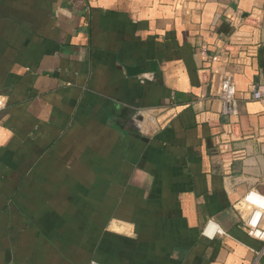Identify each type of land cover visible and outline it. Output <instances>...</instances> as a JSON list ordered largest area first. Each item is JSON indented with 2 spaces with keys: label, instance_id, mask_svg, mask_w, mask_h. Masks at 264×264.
I'll return each instance as SVG.
<instances>
[{
  "label": "crops",
  "instance_id": "0c3cea01",
  "mask_svg": "<svg viewBox=\"0 0 264 264\" xmlns=\"http://www.w3.org/2000/svg\"><path fill=\"white\" fill-rule=\"evenodd\" d=\"M263 81L264 0H0V264H264Z\"/></svg>",
  "mask_w": 264,
  "mask_h": 264
},
{
  "label": "built area",
  "instance_id": "2783aa9c",
  "mask_svg": "<svg viewBox=\"0 0 264 264\" xmlns=\"http://www.w3.org/2000/svg\"><path fill=\"white\" fill-rule=\"evenodd\" d=\"M233 45L238 46L237 43ZM237 52H241V49L239 48ZM224 55L227 59H234L236 51L229 48ZM220 56V54H215L211 57V60H216ZM251 97L260 100L264 99V81L253 86ZM219 98L220 114L229 118L237 117L239 112L237 90L235 81L229 73L221 76ZM7 103V96L0 94V109L6 107ZM233 208L240 219V225L245 233L252 238L264 242V193H261L255 187H249L234 201ZM202 234L207 237H213L215 234H224V231L218 224L208 220L202 228Z\"/></svg>",
  "mask_w": 264,
  "mask_h": 264
},
{
  "label": "water",
  "instance_id": "95a60500",
  "mask_svg": "<svg viewBox=\"0 0 264 264\" xmlns=\"http://www.w3.org/2000/svg\"><path fill=\"white\" fill-rule=\"evenodd\" d=\"M149 65H150L149 66V71H154V70L158 69L157 62L155 60H150L149 61ZM138 68L140 69V67H138V66L133 67V69L132 68H130V69H132L133 71H137ZM130 69H129V67H127L128 73H129V71H131ZM143 71H144V69H143Z\"/></svg>",
  "mask_w": 264,
  "mask_h": 264
}]
</instances>
